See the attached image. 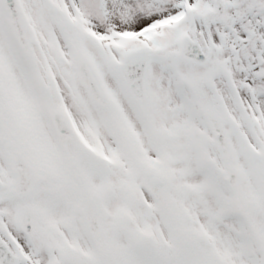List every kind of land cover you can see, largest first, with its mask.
<instances>
[{
  "label": "snow or ice",
  "instance_id": "1",
  "mask_svg": "<svg viewBox=\"0 0 264 264\" xmlns=\"http://www.w3.org/2000/svg\"><path fill=\"white\" fill-rule=\"evenodd\" d=\"M0 264H264V0H0Z\"/></svg>",
  "mask_w": 264,
  "mask_h": 264
}]
</instances>
